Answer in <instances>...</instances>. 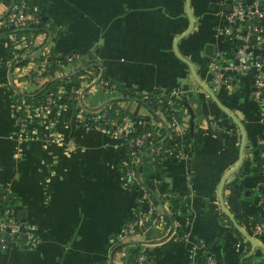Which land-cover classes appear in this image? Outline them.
<instances>
[{"label":"crops","instance_id":"obj_1","mask_svg":"<svg viewBox=\"0 0 264 264\" xmlns=\"http://www.w3.org/2000/svg\"><path fill=\"white\" fill-rule=\"evenodd\" d=\"M26 2L43 12L48 29L24 49L26 64L7 62L14 41L1 28L6 5L0 2V187L10 191L12 208L35 242L0 247V264H126L136 248L150 254V264H207L208 255L212 264H264V229H256L264 225V161L256 144L264 137V116L251 96L249 73L229 71L233 77L216 85L209 66L233 59L235 47L220 31L230 3ZM69 52L46 79H62L91 62L99 72H89L95 75L83 83L78 101L58 93L50 114L29 108L20 136L13 93L37 87L25 66ZM246 53L264 67V49L251 45ZM103 79L128 89L106 88ZM166 92L177 101L182 154L165 155L156 167L147 146L139 158L141 186L131 188L119 168L132 152L126 138L142 130L144 117L150 119L147 142L165 138L171 120L140 97ZM110 101L133 116L126 133L91 124L90 114ZM143 191L154 193L149 220L136 234L122 235L124 220L147 207ZM175 194L180 202L174 203Z\"/></svg>","mask_w":264,"mask_h":264},{"label":"built area","instance_id":"obj_2","mask_svg":"<svg viewBox=\"0 0 264 264\" xmlns=\"http://www.w3.org/2000/svg\"><path fill=\"white\" fill-rule=\"evenodd\" d=\"M230 3V9L223 12V22L220 26V31L228 40L231 47L237 42V47L232 50L233 59L226 60V63H217L216 61H210L209 66L214 70L213 82L216 85L222 84L226 79L233 77L227 72L234 73H249L252 77V89L251 96L255 99L260 106V115L264 116V67L260 61L250 58L246 49L249 46H256L259 49H264V0H226ZM35 8L30 7L26 0H20L18 3H13L10 7H6L5 17L2 20L5 25L10 27L7 32V36L11 37L14 41V47L11 50L8 58V63L12 61H17L19 58L23 57V51L26 47L30 46L33 42L34 35L32 32H16V29L20 27H26L29 23L37 20V15ZM252 40L254 42H252ZM47 61L42 59L39 63H30L25 66L26 76L29 80L34 83H39L45 79ZM109 83V80L103 79L101 81L102 86ZM111 87L115 86V83L109 84ZM73 94L68 95L67 90L60 88L58 93L64 94L65 97H72L75 101H78L83 96V92L80 88L72 89ZM56 94V95H57ZM55 96H48L46 102L39 105L38 108L44 114H50L52 112V107L55 103ZM161 102V99L158 100ZM172 103L171 100H168ZM16 121L19 128V135L23 136V132L27 123V116H21L18 114L20 109V104L16 103ZM29 111V108H28ZM104 116V113L101 114ZM91 120V118H90ZM97 122V117L93 118ZM130 117L124 115L121 120L113 119L111 125L115 127L119 133H126L128 130V123ZM170 122V128L172 131L176 132L175 120L172 117ZM143 128L140 132L136 133L135 137H127L129 147L133 144L146 145L147 136L149 134V128L144 130L146 121L143 120ZM215 128H219L216 121L212 122ZM169 135V131L167 132ZM258 147V156L264 161V137H258L256 140ZM177 152L175 155L180 156L182 151L179 147L176 148ZM132 151V150H131ZM165 155H171V150L169 147L162 149ZM126 176L128 177L123 183L131 184L137 179V172L134 169H127ZM127 186V185H126ZM141 198L146 199L147 207L138 209L137 213L128 221L122 225V235H133L138 232L140 227L149 220L148 212L153 208V202L148 192L143 191ZM264 203V201H263ZM16 213L14 208L7 207L3 213H0V247H7L10 244H19L22 241L23 245L29 243L27 246L31 247L35 242V235L33 234L31 228L21 220H15ZM257 230L264 229V225H256ZM21 230V231H20ZM18 232V233H17ZM9 235L7 238L6 235ZM16 233V234H15ZM23 237L26 240H22ZM151 259L147 251L143 248L139 249L135 253L131 260L128 257L126 264H150ZM213 258L211 255L207 256V264H212ZM258 264H263L259 262Z\"/></svg>","mask_w":264,"mask_h":264},{"label":"trees","instance_id":"obj_3","mask_svg":"<svg viewBox=\"0 0 264 264\" xmlns=\"http://www.w3.org/2000/svg\"><path fill=\"white\" fill-rule=\"evenodd\" d=\"M0 2H3L6 7H10L11 4L13 3H18L20 2V0H0ZM35 12L37 15V20L33 21L31 23H29L26 27H20L18 29H16V32H32V34L34 36H36L37 34H39L42 31L48 30L46 29V25L45 22L47 21V18L43 17V12L40 9L35 8ZM5 13L6 10L4 12V14L1 17V20L4 19L5 17ZM4 24V23H3ZM2 30H4V33L7 34V32L10 30V27H8L7 25H2L1 26ZM234 47H237V42L234 43ZM71 52L67 53L66 55L64 54L63 56H55V55H45V59L47 61V66H46V70L44 71V75L47 73H51V71L53 70V68H55L56 65H58L60 62H64L66 61V57L68 56V54H70ZM43 58V59H44ZM17 62L21 63V64H26V59L24 58H19L17 60ZM99 67L96 63L91 62L88 66H86L85 68L76 71L74 74L72 75H68L62 79H57V78H51V79H44L43 81L37 83V87L35 88V90L31 93H23L20 91H15L13 93V96L15 98L16 103L20 104V109L18 110V114L21 116H27L28 114V108H33V107H38L39 105L43 104L46 102V99L48 96H55L57 94V92L59 91L60 88H64L67 90V94H73V92L71 91L72 89H76V88H80L82 86H84V82H88L91 80V78L95 75V73L93 74H89V72L91 70H93L94 72H99ZM85 82V83H86ZM110 83H115V86L111 87L109 84ZM104 87L106 88H116V89H123V91H127L128 88H125V86L120 85V83L118 81H114V80H109V83L106 84ZM67 99H69L70 101H75L72 97L67 96ZM142 99V101L148 103L152 109L154 107H157L161 110V112L164 113V115L166 116V118L171 119L173 117V113H174V108L177 105V101L169 94V92H166L162 95L160 94H151V93H144L141 95L140 97ZM161 99V102H159L158 100ZM168 100H171L172 103H169ZM104 113V116H101V114ZM124 115H128L124 110L120 109L114 101H110L106 104H104L103 106L99 107L98 109L94 110L91 114H90V122L92 125L94 126H98V127H103V128H109L111 126V121L113 119L116 120H121L122 117ZM129 117H133L132 115H128ZM97 117V122H95L93 120V118ZM143 120L146 121L144 130H147L149 128L150 125V119L148 117H144L142 118ZM169 131V135H167V132ZM165 133H166V137L165 138H160L159 140H156L155 142H146V145H137V144H133L132 146H130L132 152L131 155L129 156L128 159L122 161L119 163V168H120V172L122 175V180L126 181L127 180V176H126V170L127 169H134L137 172V179H135V181L131 184H126L127 186L134 188V189H139V187L141 186L140 184V179H139V158L140 155L142 153L143 150L146 149L147 146L151 145L150 148V152L153 156L154 159V165L156 167H159L161 165L162 159L165 156V154L162 152V149L169 147L171 150V156H175L178 157L177 155H175V153L177 152V147L178 146V140H179V135L175 132L172 131L170 127H168L167 129L165 128ZM137 134H133L130 137H135ZM259 158V156H258ZM260 159V158H259ZM148 192V195L151 197L152 202L154 203V193L152 191H146ZM0 195H1V199H0V213H3L4 210L7 207H12V195L10 193L9 190H7L5 187H0ZM138 195V193H137ZM140 195V194H139ZM141 196V195H140ZM176 198H175V197ZM174 197V203H176V201L178 200V202H180L179 197L175 194ZM132 217H128L124 220L123 224L130 220ZM15 220H21V218L17 217L15 218ZM21 231V230H20ZM18 233V232H17ZM16 234V233H15ZM6 237L8 238L9 235L7 233ZM22 240H26L25 237H23ZM29 243H25V245H23L22 241H20L19 245L21 246H26L28 247ZM139 250V248L133 249L131 251V253L129 254V258L131 260L132 256L137 253V251ZM148 253V252H147ZM150 259L151 256L148 253ZM259 262H255L254 264H258Z\"/></svg>","mask_w":264,"mask_h":264},{"label":"water","instance_id":"obj_4","mask_svg":"<svg viewBox=\"0 0 264 264\" xmlns=\"http://www.w3.org/2000/svg\"><path fill=\"white\" fill-rule=\"evenodd\" d=\"M188 9H189V4H188ZM263 21V23H264V19L262 20ZM191 23H192V20H191ZM191 26H192V24H191ZM180 37V36H179ZM178 37V38H179ZM252 42H254L253 40H252ZM190 64V63H189ZM190 66H191V64H190ZM192 67V66H191ZM192 70H193V68H192ZM193 72H194V70H193ZM197 79H198V77H197ZM199 80V79H198ZM207 89H208V87H206ZM209 90V92L212 94V95H214L213 93H212V91L210 90V89H208ZM214 98L216 99V97L214 96ZM217 100V99H216ZM222 105V104H221ZM222 107H224L223 105H222ZM224 109L232 116V117H234V119L238 122V124L241 126V123H240V121L230 112V111H228L225 107H224ZM140 166V165H139ZM138 169H139V167H138ZM221 187H222V184H221V186H220V191H221ZM220 191H219V193H220ZM223 208H224V210L226 211V213H227V215L230 217V219L232 220V222L234 223V225L239 229V231L245 236V237H247L250 241H253V239L251 238V236L245 231V230H243L241 227H240V225L238 224V222L236 221V219H235V217L230 213V211L228 210V209H226V207L223 205ZM20 215V212L18 213V216Z\"/></svg>","mask_w":264,"mask_h":264}]
</instances>
